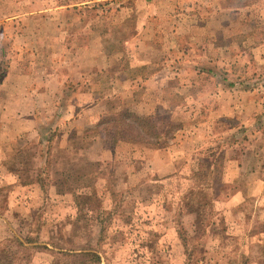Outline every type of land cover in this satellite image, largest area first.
Segmentation results:
<instances>
[{
    "label": "rangeland",
    "instance_id": "rangeland-1",
    "mask_svg": "<svg viewBox=\"0 0 264 264\" xmlns=\"http://www.w3.org/2000/svg\"><path fill=\"white\" fill-rule=\"evenodd\" d=\"M76 1L0 0L1 74L102 71L96 108L21 139L39 183L0 197V264H264V0ZM125 105L152 145L116 136Z\"/></svg>",
    "mask_w": 264,
    "mask_h": 264
},
{
    "label": "crops",
    "instance_id": "crops-1",
    "mask_svg": "<svg viewBox=\"0 0 264 264\" xmlns=\"http://www.w3.org/2000/svg\"><path fill=\"white\" fill-rule=\"evenodd\" d=\"M89 1L94 0H77L73 4L84 5L89 4ZM49 5L41 8L36 7L31 11H62L70 6V4L65 2L56 5H52L51 2ZM4 58L6 60L4 52L0 50V60ZM8 67L4 70L3 74L0 73V197H6L7 204L16 205L19 202H24V199L27 200V198L32 197L33 193L31 189L39 183L34 181L35 179L32 181L20 178L18 161L21 156H25L22 154V151L30 157L36 154L33 151L29 153L22 147H19L21 139H24V136L28 138L33 136L34 138L31 131L35 132L36 138L39 135L37 132L39 124L46 123L44 131L45 133L48 132V135L41 137V140L45 144H48L51 142V132L56 129L53 127V122L56 125L59 121L65 122V120L70 121L71 118L74 119V116L80 113L79 109L83 110L82 107H86L90 111L96 108L100 102V100H97L100 96L95 97V90L98 87L94 88V84L98 82V75L102 71L101 67L94 69L91 73V80L88 83L85 82L82 76L84 72L79 71L78 77H75V84L71 85L68 82L74 81V77L65 75L59 69H45L44 72L29 71L27 73L21 69H10ZM113 79L112 82L109 79V84L104 86L103 90H113L115 87L112 85L115 81ZM132 79V77L126 79L128 80V84ZM126 80L124 81L125 83H127ZM124 87L128 88L127 85H124ZM130 93L128 96H130ZM73 95L76 100L71 101L70 97L73 99ZM134 106L131 109L128 105H125L122 109L128 108L140 114L150 115L146 111L137 109V105ZM54 109H56L55 115ZM46 113H50L49 118ZM101 116L103 114L100 115V113L92 115L91 123L97 125L102 119ZM151 122L153 124V119H151ZM154 128L157 130L155 126ZM157 133L160 136L158 130ZM30 134L32 135L30 136ZM23 142L25 143V141ZM143 143L152 145L150 143H153V141ZM47 154V149H45L44 154L41 156L44 158V161ZM1 193H4V195ZM7 212L6 208L0 206V216L6 215Z\"/></svg>",
    "mask_w": 264,
    "mask_h": 264
},
{
    "label": "trees",
    "instance_id": "trees-1",
    "mask_svg": "<svg viewBox=\"0 0 264 264\" xmlns=\"http://www.w3.org/2000/svg\"><path fill=\"white\" fill-rule=\"evenodd\" d=\"M110 119L112 120L111 124L115 127V134L117 137L132 141L140 140L152 142L159 136L149 115L140 114L131 109L123 108L114 115L106 118V121ZM100 122L98 124H100Z\"/></svg>",
    "mask_w": 264,
    "mask_h": 264
}]
</instances>
